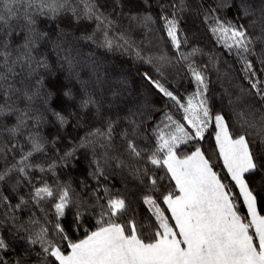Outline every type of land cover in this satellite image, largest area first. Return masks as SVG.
Here are the masks:
<instances>
[{"label": "snow or ice", "instance_id": "snow-or-ice-1", "mask_svg": "<svg viewBox=\"0 0 264 264\" xmlns=\"http://www.w3.org/2000/svg\"><path fill=\"white\" fill-rule=\"evenodd\" d=\"M0 264H264V0H0Z\"/></svg>", "mask_w": 264, "mask_h": 264}]
</instances>
